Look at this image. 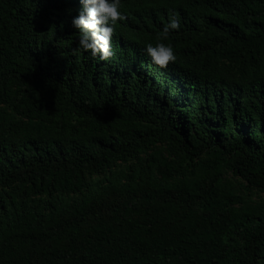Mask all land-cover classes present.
<instances>
[{
  "label": "trees",
  "instance_id": "trees-1",
  "mask_svg": "<svg viewBox=\"0 0 264 264\" xmlns=\"http://www.w3.org/2000/svg\"><path fill=\"white\" fill-rule=\"evenodd\" d=\"M0 0V264H264V0ZM170 15L176 60L144 51Z\"/></svg>",
  "mask_w": 264,
  "mask_h": 264
},
{
  "label": "clouds",
  "instance_id": "clouds-1",
  "mask_svg": "<svg viewBox=\"0 0 264 264\" xmlns=\"http://www.w3.org/2000/svg\"><path fill=\"white\" fill-rule=\"evenodd\" d=\"M80 8L71 18V27L78 32L77 47L83 52H90L100 60H107L112 55V37L115 26L127 16L122 7V0H79ZM180 20L170 15L168 22L157 36L155 44L147 43L144 51L152 63L166 67L176 60L171 43H164L170 31H178Z\"/></svg>",
  "mask_w": 264,
  "mask_h": 264
},
{
  "label": "rangeland",
  "instance_id": "rangeland-1",
  "mask_svg": "<svg viewBox=\"0 0 264 264\" xmlns=\"http://www.w3.org/2000/svg\"><path fill=\"white\" fill-rule=\"evenodd\" d=\"M227 179L233 181L235 186L238 188V193H240L241 195L246 194L245 196L248 198V202L253 204H260L264 207V192L254 191L251 193H247L240 185L242 183L241 179L233 176L232 173H229L227 175Z\"/></svg>",
  "mask_w": 264,
  "mask_h": 264
}]
</instances>
